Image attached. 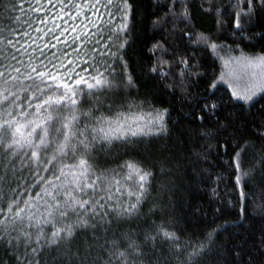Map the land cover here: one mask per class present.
<instances>
[{
    "label": "snow or ice",
    "instance_id": "1",
    "mask_svg": "<svg viewBox=\"0 0 264 264\" xmlns=\"http://www.w3.org/2000/svg\"><path fill=\"white\" fill-rule=\"evenodd\" d=\"M9 4L10 0L0 7L6 9ZM48 4L57 7L52 0H48ZM57 4L59 12L50 17L52 27H47L49 19L39 22L45 27L36 28L42 34L32 40L34 47L28 60L12 55L4 56L0 62V249L9 257V264H25V261L40 264L42 249L53 247L56 253L51 264H199L204 259L208 264H264V227L260 229L257 243L247 228L243 232L235 231L242 227V221L225 220L217 224L219 215L202 222V239L189 237L181 241L176 232L163 223L155 226L154 233H145L142 240L133 238L131 232L117 237L114 229L109 238L110 217L114 214L119 219L137 213L149 193L153 173L134 158L124 160L114 168L100 170L93 162L92 154L97 149L111 146L113 141L136 143L132 138L167 133L165 115L168 110L154 109L148 101L130 103L127 112L113 113L114 104H109L110 115L102 112L94 116L91 106L83 109L87 100L97 106L95 110L98 111L103 107V99H107V94L120 83L135 86L126 51L134 27L136 5L131 0H67V3L57 0ZM178 4L182 5L179 12L176 10ZM245 4L246 10L242 6ZM232 7L237 9L234 33H239L243 39L244 32L253 25L254 17L264 12V0H236ZM203 10L212 11L211 0L209 8ZM216 14L217 24L223 26L221 9H216ZM105 15L108 23L103 22ZM116 20L119 23L113 26L112 22ZM179 24L194 27L189 0H172L167 12L152 21V31L176 32ZM179 31L193 48L203 44L221 60L224 68L240 69L243 73L231 70L214 81L196 119H210L217 114L220 103L213 99V90H218L220 84H226L232 99L244 105L253 104L254 98L264 93V55L241 53L225 58L219 55L225 46L210 42L203 33ZM45 37H50V41L37 44V40L44 41ZM7 46L20 51L12 40L7 41ZM149 51L154 56L157 52L161 55L156 57L148 73H158L162 80H167L172 65L179 63V81L173 78L171 87L175 90L179 86L188 95V80L200 75L192 71L190 59H164L169 50L160 41H156ZM231 51L233 49L228 48V52ZM165 66L168 71L164 70ZM117 76L123 79L117 81ZM146 107L148 111H145ZM82 118L87 121L83 126ZM234 122L230 114L223 121L215 120L216 134L226 133ZM186 131L189 130L177 129V143L183 142ZM210 135H213L211 131L200 133V136ZM224 146L227 147V141ZM247 148L246 143L233 157L238 187L256 172L264 179V148L254 153L252 166L245 170L242 158ZM69 160L71 163L65 162ZM17 161L20 172L27 168L31 178L45 185L35 197L23 199L24 193L33 189L26 184L27 177L21 179L18 174ZM41 169L52 173L51 179H43ZM163 174L171 175L170 172ZM221 179L218 177V182ZM13 184L16 187H12ZM98 193L104 195L98 196ZM241 200H247L243 190ZM217 213L222 214V210L217 209ZM73 214L77 217L74 221L70 220ZM247 218V204L243 203L242 219ZM90 220L94 222L90 223ZM45 225L52 226L50 236L44 232ZM32 228L37 230L35 241L28 230ZM77 229L85 231L76 250L69 247L61 251V242L72 241ZM221 233L225 234V239L217 243ZM21 245L23 253L20 252ZM164 245H167L166 249Z\"/></svg>",
    "mask_w": 264,
    "mask_h": 264
},
{
    "label": "trees",
    "instance_id": "2",
    "mask_svg": "<svg viewBox=\"0 0 264 264\" xmlns=\"http://www.w3.org/2000/svg\"><path fill=\"white\" fill-rule=\"evenodd\" d=\"M8 2L9 0H0V4H8ZM131 2L136 5V12L134 27L128 37L126 59L135 86L127 87L120 83L119 87L107 94V99H103V107L98 111L95 110L97 106L91 105L87 100L82 108L86 110L90 106L93 107L94 116H99L102 112L110 115L112 113L107 111L109 104H114V113L127 112L130 103L139 104L141 101H148L154 109L168 110L165 115L168 132L132 138L137 141L136 143L125 144L121 141H113L111 146H105L103 150L97 149L92 154L93 162L100 170L114 168L122 161L134 158L145 170L153 173V177L150 178L149 193L140 204L137 213L132 217L119 219L115 218L114 214L110 217L112 223L109 238H112V229H114L117 237L131 232L134 234L133 238L142 240L145 233H154L155 226L163 223L170 231H175L181 241L188 240L189 237L192 240L202 239L204 230L202 222L219 215L217 224L225 220L237 223L242 221V227L235 231L243 232L247 228L254 234L258 243L260 229L264 227V179L259 172H256L252 178H245L246 186L245 182H242L238 187L235 182L237 172L233 157L247 143L248 148L242 158L243 168L247 170L255 159L254 153L264 148V135H262L264 134V93L258 94L253 104L244 105L232 99L226 84H220L218 90H213L215 92L213 99L220 103L217 114L210 119H196L195 116L201 114L200 106L204 97L210 94L207 91L209 86L214 81H218L222 74L228 73L230 68H224L221 60L203 44L193 48L181 36L179 29L185 32L203 33L210 38V42L225 46V50L219 53L225 58L228 55L240 56L241 53L246 56H259L264 55V12L254 17L253 25L244 32L245 38L242 39L240 34L234 33L233 30L237 9L232 5L236 0H211V12L203 10L209 8V0H189L191 25L194 27L186 28L184 24H179L176 32L152 31V21L167 12L172 0H158V2L131 0ZM52 4L57 7H50L48 0H39V3L37 0H10L6 9L0 7V62H3L4 56L12 55L24 61L28 60V54L34 47L32 40L42 34L38 33L36 28L45 27L39 22L49 19L47 27H52L50 17L53 13L59 12L57 0H52ZM242 6L246 10V4ZM181 7L182 5L178 4L176 10L179 12ZM34 9H42V11ZM216 9H221L223 13V26L217 24ZM82 19H78L77 23ZM103 22L108 23L106 15L103 17ZM118 23L119 20L112 22L113 26ZM171 27L172 25H169V28ZM25 32L28 33L27 36L24 35ZM50 39L45 37L44 41L37 40V44L42 45ZM8 40H12L20 51L16 52L15 49L7 46ZM156 41H160L169 50V54L165 55L164 59L172 61L181 57L189 58L193 65L192 71L200 74L188 80V95H185L179 86H176L175 90L171 87L174 84L173 78L179 81L178 74L181 70L179 63L172 65L167 80H162L158 73H148L156 57L161 55L157 52L154 56L149 51ZM228 48L233 51L228 52ZM21 53H23L22 57ZM164 70L168 71V67L165 66ZM117 71H120L119 67ZM116 79L121 81L123 77L117 76ZM241 85L243 86V82ZM148 110L146 107L145 111ZM229 114L235 122L226 133L217 135L214 121H223ZM204 115L207 117V113ZM86 122L82 118L81 126ZM177 129L189 130L185 132L182 143L176 142ZM202 131H211L213 135L200 136ZM225 141L227 147L224 146ZM65 162L71 163L70 160ZM19 164L20 162L17 161L18 174L21 179L27 177L25 182L33 189L30 193L25 192L23 199L29 196L35 197L45 185L31 178L27 168L20 172ZM164 172H170L171 175H165ZM52 175L41 169L40 176L43 179H51ZM218 177H222L219 182ZM12 187L16 185L13 184ZM241 190L247 194L246 202L241 200ZM102 195L104 193H98V196ZM126 201L127 197L124 198V202ZM132 202H135L134 199ZM243 203L247 204V219H242ZM4 207L7 208V202ZM217 209H221L222 214L217 213ZM76 218L73 214L70 220L74 221ZM93 222L90 220V223ZM28 230L32 232V239L35 241L37 230L34 228ZM52 230L51 225L44 226V232L48 236L51 235ZM84 231L77 229L76 237L72 241H62L60 250L70 247L75 251L84 238ZM87 231L91 235V229ZM99 231L102 233L103 228ZM12 235L15 236L16 233L13 232ZM224 239L225 234L221 233L217 243ZM164 248L166 249L167 245H164ZM23 251L21 245L20 252ZM42 252L43 254L39 256L40 264H51L52 256L56 253L55 247L44 248ZM0 264H9V257L2 249H0ZM199 264H208V261L204 259Z\"/></svg>",
    "mask_w": 264,
    "mask_h": 264
},
{
    "label": "rangeland",
    "instance_id": "3",
    "mask_svg": "<svg viewBox=\"0 0 264 264\" xmlns=\"http://www.w3.org/2000/svg\"><path fill=\"white\" fill-rule=\"evenodd\" d=\"M234 70H235L238 74H241V75L243 74L242 71H241L240 69H234ZM229 71H231V68H230ZM225 74H226V73H225ZM241 82H243V81H241ZM241 86H242V85H241Z\"/></svg>",
    "mask_w": 264,
    "mask_h": 264
}]
</instances>
